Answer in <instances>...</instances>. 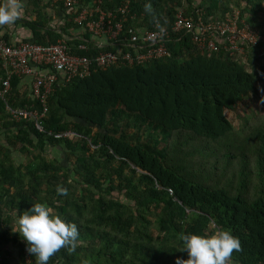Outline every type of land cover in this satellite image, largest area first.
<instances>
[{
	"label": "trees",
	"instance_id": "trees-1",
	"mask_svg": "<svg viewBox=\"0 0 264 264\" xmlns=\"http://www.w3.org/2000/svg\"><path fill=\"white\" fill-rule=\"evenodd\" d=\"M76 1L126 9L118 45L98 49L60 4L59 31L75 39L42 23L39 8L21 21L31 43L94 58L134 53L130 30H164L169 56L55 83L42 131L12 120L7 108L39 116L42 104L11 80L0 98V264H264V115L241 128L227 117L261 97L264 44H240L242 56L221 43L208 56L187 32L172 33L179 12L206 24L239 11L264 34V0ZM46 147L62 158L45 160Z\"/></svg>",
	"mask_w": 264,
	"mask_h": 264
},
{
	"label": "built area",
	"instance_id": "built-area-1",
	"mask_svg": "<svg viewBox=\"0 0 264 264\" xmlns=\"http://www.w3.org/2000/svg\"><path fill=\"white\" fill-rule=\"evenodd\" d=\"M4 0H0L2 2ZM13 1V0H12ZM19 1V0H14ZM69 11L76 10L73 24L84 29L91 38H96L95 46L102 49L106 45H118V38L122 32V21H125L126 9H120L117 14L104 12L98 7L78 8L76 0H54ZM202 16L197 13V17H185L181 12L176 16L172 29L173 34L187 32L191 35V40L198 47L204 50L208 56L219 50L222 43L230 55L237 52L244 55L243 47L240 44L245 42L258 46L264 44V34H258L248 29L244 21H240L239 11L228 15L225 20L219 22L204 23ZM240 24L242 25L240 27ZM131 35L130 48L134 53H101L94 58L75 56L69 53V47L61 43L38 45L31 42L19 45H10L6 40L0 38V61L5 71L6 78L2 82L3 90L0 98L10 89V82L14 77L35 76V68H48L55 73L63 74L64 81L70 82L74 79H83L90 76L97 70H104L116 66L117 64L128 66H142L151 60L162 59L169 56L165 47V41L169 38V32L155 30L143 32L142 35L129 31ZM104 38V39H102ZM71 41V39L66 38ZM65 41V40H64ZM139 42V44H138ZM79 50H86L85 46L78 47ZM121 50V49H119ZM242 55V56H243ZM34 78V77H33ZM54 77L35 76L32 83L34 99L42 104L41 114L38 116L27 110H12L7 108L13 121H20L31 118L35 122V127L42 131L38 119L47 113L46 102L53 91ZM69 133L55 138L67 137ZM1 261V258H0Z\"/></svg>",
	"mask_w": 264,
	"mask_h": 264
},
{
	"label": "crops",
	"instance_id": "crops-1",
	"mask_svg": "<svg viewBox=\"0 0 264 264\" xmlns=\"http://www.w3.org/2000/svg\"><path fill=\"white\" fill-rule=\"evenodd\" d=\"M58 6L60 5L54 0H19L17 2L14 0H4L0 2V38L6 40L10 45H19L21 43L32 42L31 31L27 27H24L21 21L35 20L38 16L36 11L40 8V10H44L40 15V21L45 23L48 28H51L52 31H55V33L59 34L63 41L65 40L70 42L66 38L73 41V38L77 36V33L74 30L69 29L68 33L66 34L59 31V29H61L65 24V21H63L65 16ZM61 7L64 8L63 6ZM64 9L66 10L64 12L68 13L67 11L69 10L66 8ZM142 34V31L139 32V35ZM92 40L97 39L92 38ZM35 76L54 77V84L57 82H65L63 74L55 73L48 68H35ZM35 76L14 77L20 79V93L25 92L27 96L31 97L33 100L35 99L32 91V83ZM5 78V71L0 61V92L3 90L2 82L5 80ZM11 251L13 252V257H15L17 254L16 249H11ZM14 260L17 262L16 258ZM32 264L39 263L33 262Z\"/></svg>",
	"mask_w": 264,
	"mask_h": 264
},
{
	"label": "rangeland",
	"instance_id": "rangeland-1",
	"mask_svg": "<svg viewBox=\"0 0 264 264\" xmlns=\"http://www.w3.org/2000/svg\"><path fill=\"white\" fill-rule=\"evenodd\" d=\"M258 92L261 95V97L260 98L257 97L256 99H254V103L251 106L252 112L248 111L247 113L240 109L236 113H227V117L233 123L234 127L241 128L244 123V120H246L245 118L250 117V114L257 113V115L260 114L264 115V90H259ZM42 156L47 161L54 160L57 157L58 159L62 158V155H59L55 148H50V147H46L45 151L42 153ZM26 160H27L26 158L21 157L18 158L17 162L21 161L25 163ZM25 260L29 263L28 257H25Z\"/></svg>",
	"mask_w": 264,
	"mask_h": 264
}]
</instances>
